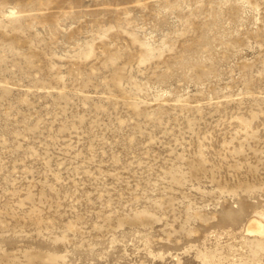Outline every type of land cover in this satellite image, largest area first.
I'll list each match as a JSON object with an SVG mask.
<instances>
[{
  "label": "rangeland",
  "instance_id": "1",
  "mask_svg": "<svg viewBox=\"0 0 264 264\" xmlns=\"http://www.w3.org/2000/svg\"><path fill=\"white\" fill-rule=\"evenodd\" d=\"M253 218L264 0H0V264H264Z\"/></svg>",
  "mask_w": 264,
  "mask_h": 264
},
{
  "label": "bare ground",
  "instance_id": "2",
  "mask_svg": "<svg viewBox=\"0 0 264 264\" xmlns=\"http://www.w3.org/2000/svg\"><path fill=\"white\" fill-rule=\"evenodd\" d=\"M247 232L249 236L264 237V224L253 218L248 222Z\"/></svg>",
  "mask_w": 264,
  "mask_h": 264
}]
</instances>
